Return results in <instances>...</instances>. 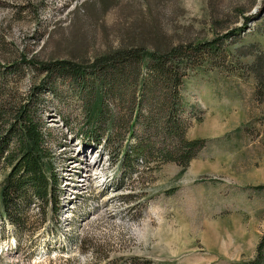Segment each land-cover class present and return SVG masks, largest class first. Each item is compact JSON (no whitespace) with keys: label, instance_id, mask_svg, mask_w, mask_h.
<instances>
[{"label":"rangeland","instance_id":"rangeland-1","mask_svg":"<svg viewBox=\"0 0 264 264\" xmlns=\"http://www.w3.org/2000/svg\"><path fill=\"white\" fill-rule=\"evenodd\" d=\"M81 1L0 0V70L20 66L58 197L71 198L44 225L31 189L16 197L22 223L0 220V264H244L260 241L264 258V0H110L105 10ZM156 44L182 48L168 65L181 82L154 78L139 48L119 85L102 83L104 115L88 123L112 69L93 59ZM20 52L36 65L24 67ZM175 121L180 136H164Z\"/></svg>","mask_w":264,"mask_h":264},{"label":"trees","instance_id":"trees-1","mask_svg":"<svg viewBox=\"0 0 264 264\" xmlns=\"http://www.w3.org/2000/svg\"><path fill=\"white\" fill-rule=\"evenodd\" d=\"M97 1L104 10L110 4V0ZM88 2V0H82L79 6L87 7ZM244 18V24H246L247 18ZM206 45L210 46L211 42L202 45L198 44L194 49L198 51ZM154 47L148 50L143 45L137 47L122 46L115 50L101 53L93 59V62L90 63L92 68H99L105 71L109 65L112 69H109L107 74L102 73L100 81L97 83L99 89L96 92L95 101L91 109L85 112L88 123L93 124L104 115L102 112H104L103 104H106V93L102 91V87H104L102 83L106 82L111 86L119 85L121 78L126 77L123 63L128 59L130 60L127 64L131 65L138 60L134 58L140 55L141 64L151 67V70L154 71V78L160 75L168 76L169 73L172 77L170 81L173 84L177 85L181 82L182 74L177 69L170 71L171 68L168 65L172 64L173 61L179 65L175 59L177 56L182 55V48L180 46H172L161 51L159 45L156 44ZM139 48L142 49L141 53L138 52L134 57V53ZM19 56L20 62L23 63L24 67L31 68L37 63L34 59V52L31 53V57H28L25 52H20ZM117 59H119V63H116ZM121 61L123 62L120 63ZM70 62L72 63L73 61L61 59L57 60V65L61 67L70 64ZM10 65L12 64H7L4 68ZM3 70H0V216H6L9 223L21 227L22 220L11 212V209L13 210L11 205L16 197L21 195L24 198L27 196V191L30 188L32 195L39 199L43 205L42 207H45L44 212H42L43 223H45L46 218L51 221L59 214V177L50 161V150L48 151L42 145L44 137L41 126L43 123L36 114L35 97L30 91L26 94L20 92L17 86L18 79L22 78L20 66L16 73L10 74V72ZM76 72L83 71L77 66ZM112 90L113 88L110 89V91ZM114 125L113 120L109 121V126L112 127ZM167 127L163 131L164 136L169 138L175 135L180 136L181 127L178 121L168 124ZM90 142L93 144L99 142V137L92 138L88 143ZM182 143L190 147L194 146L196 141ZM182 159L180 162L183 161L185 166L189 156L182 155ZM263 187L264 183L258 185V189H263ZM256 250V255L249 261L244 262V264H264L262 241L257 244Z\"/></svg>","mask_w":264,"mask_h":264},{"label":"bare ground","instance_id":"bare-ground-1","mask_svg":"<svg viewBox=\"0 0 264 264\" xmlns=\"http://www.w3.org/2000/svg\"><path fill=\"white\" fill-rule=\"evenodd\" d=\"M84 179V178H83Z\"/></svg>","mask_w":264,"mask_h":264}]
</instances>
